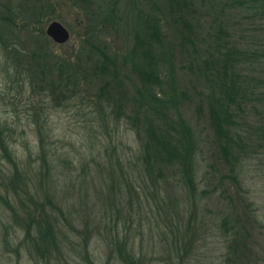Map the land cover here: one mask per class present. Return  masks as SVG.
<instances>
[{
  "label": "rangeland",
  "instance_id": "1",
  "mask_svg": "<svg viewBox=\"0 0 264 264\" xmlns=\"http://www.w3.org/2000/svg\"><path fill=\"white\" fill-rule=\"evenodd\" d=\"M38 1L0 0V13L9 8L17 14L9 49L36 50L42 58L34 57L36 63L49 61L44 69L58 83L64 81L59 61L78 56L82 67H74L70 83L78 86L71 85L68 100L44 98L16 75L10 50L0 42V137L22 173L32 178L23 190L3 188V177H11L13 168L0 150V264H264V143L259 131L264 122V57L259 55L264 17H256L264 0H177L182 24L167 0H42L48 15L34 22L30 13ZM102 17L108 21L96 24ZM52 20L68 29L66 42L37 38L24 27L36 23L45 33ZM146 25L158 37L164 35L169 49L168 57L157 62L160 81L152 87L160 92L179 87V111L198 142L195 198L177 184L170 167L160 172L157 165L150 177L141 140L126 121L144 89V75L138 72L146 41L140 27ZM152 44L157 52L159 45ZM216 46L235 48L237 71L257 81L232 106L229 140L214 124L210 80L203 75L212 72L218 79L204 62L218 54ZM39 101L43 110L37 112V123L32 108ZM233 149L238 163L230 161ZM42 153L48 162L43 181L38 169ZM26 190L36 192L35 199L27 198ZM45 195L54 203L47 207L53 213L47 220L52 230L41 240L36 228L26 235L29 213L23 209L34 213L37 206L30 203H41ZM122 255H128L126 263Z\"/></svg>",
  "mask_w": 264,
  "mask_h": 264
},
{
  "label": "trees",
  "instance_id": "2",
  "mask_svg": "<svg viewBox=\"0 0 264 264\" xmlns=\"http://www.w3.org/2000/svg\"><path fill=\"white\" fill-rule=\"evenodd\" d=\"M167 2L169 10H172L175 13L172 15H176L177 17V14H179L177 17V23H184L185 18L180 15L178 10V8H180L179 2L177 0H167ZM45 5L46 4H44L42 0H39L38 3L31 8L32 11L30 15L33 14L34 22L43 20L45 16L48 15L43 13L46 10ZM110 12L111 14H117L115 11V13H112L113 9ZM87 14L88 12L86 11V15ZM16 16L17 14L11 13L9 8H6L5 14L0 13V42L6 47V50H10L8 51L9 54L11 53L10 56H13V59L10 56L8 59L10 60L11 65L15 67V71L17 72L16 75H19L21 78L28 81L30 86L28 88L31 93L38 91L43 94L44 98L45 94H48L49 97L52 96L53 100H56L57 96L58 98L63 97L62 101L65 99L68 100L71 96L66 93L71 85L72 87L78 86V82L70 83L72 77L75 76L76 71L74 72V67L77 68V71L82 67L78 56H75V59L73 60L64 59L63 61L58 62V64H61V73H59V77H61V80L64 79V81L63 83L56 82L51 78L50 72L44 69L45 65L50 64L49 61H44V64L42 61L43 66L36 63L34 57L38 56L42 59L40 54H36V50L31 51L25 48L20 49L18 47H15V49H9L11 43L7 38L8 36H15L14 30L17 26L14 22V18ZM35 16H37V19H35ZM106 17H102L100 20L96 21V24H99L100 22L104 24V22L108 21L105 19ZM256 17L257 19L263 18L264 9L261 13L256 15ZM35 24H25L26 26L24 27L27 34L28 32L33 33L37 38L43 37L46 38L45 40H50L48 36L45 35L43 27L38 28ZM185 26L189 25L186 24ZM145 27H147V25L140 27V29H144L141 30V32L146 41L142 45L143 49L142 47L140 49L142 55L139 66L140 72H138L140 75H144V89L140 96L139 103H141L132 117L127 116L128 118L126 121L129 125L131 124L130 127L135 130L137 137L141 140V157L144 168L150 177H152L151 175L155 171L157 165L161 167H159L160 169H157L160 172H162L161 170L163 167H170L169 169L174 170L172 171V175L173 178L176 179L177 184L185 189L186 195L195 198L198 186V181L196 180V169L198 165L196 162V152L198 149V142L191 123L179 111L180 100H182L183 95L182 91L179 92V87H174L173 85L171 87H165L163 90L164 92L158 90L155 91V87H152L157 81H160V77L158 76L159 71H156L157 62H161L162 58L164 60L168 57L169 49L164 44L165 38L163 34L158 37V32L154 31L152 28L147 30L149 28ZM174 28L180 32L179 36H183L182 30L179 26L176 25ZM17 29L18 32H23L22 29ZM152 43H157V45H159L157 52L152 51ZM260 44V48L263 49L260 51L259 55L264 57V43L261 41ZM220 47H214V50L218 52L216 56L209 55V57L204 60L206 64L213 67L218 79L212 77V72L205 73L203 71V75L205 80H210V97H208V103L214 124L219 129V135H222L224 139L229 140V137L233 135V114L231 113V110L234 109L232 106L239 104V95L243 92V89L247 87V85L256 84L257 81L255 78L247 79L241 77L242 74H240L234 66L237 60L236 55L238 53L235 48L233 50H220ZM255 52V50L252 51L253 54ZM50 54L52 53L50 52ZM47 58L52 61L53 57L50 55ZM65 60L67 62L66 64L64 62ZM192 60L194 62L197 58L194 57ZM113 68L116 67L113 66ZM41 103L42 102L39 101L38 108H32L34 116L37 117L34 122L37 123V112L41 109L43 110ZM113 110L115 111L114 107ZM3 129L4 127L0 124L1 134ZM41 131V127H38L40 144L42 143ZM259 131L261 132L260 141L264 143V122L260 123ZM140 134H145V140L141 138ZM222 147L228 152L226 144H223ZM0 150L1 157L9 162L13 168L11 177H8V179L3 177V188H8V190L11 191V188H14L15 185L18 186V189L21 188L22 185L29 186V182H32V178L26 173H22L17 161L14 159L11 151L1 137ZM233 150L235 153L229 156L230 161L233 163L235 160V162L238 163L240 161V156H238L236 149ZM40 158L41 164L38 169L41 168L40 180L43 181L45 178L44 175H46V173L48 174V162L47 156L44 153L40 155ZM43 171H46V173L43 174ZM36 194V192H29L26 190L27 198L35 199L34 197H36ZM3 197L2 192H0V198L2 199ZM30 205H35L37 207L34 210V213H31V210L26 207L23 209V212L25 211V213H29L27 215L28 218L24 223L26 235L29 236L33 228H36L38 237L41 240H45L46 237H49V233L52 230V226L47 223V220H51L53 217L52 211L48 210L47 207L54 206V203L48 195H45V199L41 203L31 202ZM35 212L38 213L36 214ZM39 216H41L42 219L39 218ZM40 220H42V222ZM231 230L236 236L235 240L241 242V235L234 232V227H231ZM121 258L125 263L129 260L128 255H122Z\"/></svg>",
  "mask_w": 264,
  "mask_h": 264
},
{
  "label": "water",
  "instance_id": "3",
  "mask_svg": "<svg viewBox=\"0 0 264 264\" xmlns=\"http://www.w3.org/2000/svg\"><path fill=\"white\" fill-rule=\"evenodd\" d=\"M45 34L55 43L62 44L69 39L68 29L59 21L52 20L45 28Z\"/></svg>",
  "mask_w": 264,
  "mask_h": 264
}]
</instances>
